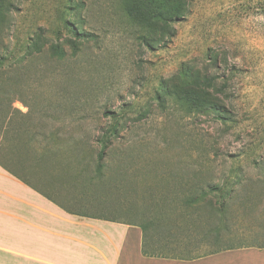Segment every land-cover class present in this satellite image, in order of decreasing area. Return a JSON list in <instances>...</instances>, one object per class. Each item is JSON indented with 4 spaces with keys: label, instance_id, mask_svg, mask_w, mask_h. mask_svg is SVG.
<instances>
[{
    "label": "rangeland",
    "instance_id": "obj_1",
    "mask_svg": "<svg viewBox=\"0 0 264 264\" xmlns=\"http://www.w3.org/2000/svg\"><path fill=\"white\" fill-rule=\"evenodd\" d=\"M180 1L0 0L17 123L68 151L73 212L162 256L259 248L264 0Z\"/></svg>",
    "mask_w": 264,
    "mask_h": 264
},
{
    "label": "crops",
    "instance_id": "obj_2",
    "mask_svg": "<svg viewBox=\"0 0 264 264\" xmlns=\"http://www.w3.org/2000/svg\"><path fill=\"white\" fill-rule=\"evenodd\" d=\"M40 137V156L0 142V264H264L257 247L144 256L140 226L69 209L65 168L74 163L67 164L65 148L49 145L47 133Z\"/></svg>",
    "mask_w": 264,
    "mask_h": 264
},
{
    "label": "trees",
    "instance_id": "obj_3",
    "mask_svg": "<svg viewBox=\"0 0 264 264\" xmlns=\"http://www.w3.org/2000/svg\"><path fill=\"white\" fill-rule=\"evenodd\" d=\"M171 2L175 5V18H179L181 14V8L183 3L180 0H171ZM184 2V1H183ZM0 31V52L2 55L0 56V142L1 144H9L10 147L14 150L24 151L26 154H36V156H40L41 144L40 142V134L37 131L33 130L31 127H28L24 122H20L19 124L17 117L19 119H26L27 114H23L14 107V103L16 102L14 93L12 90V82L13 75L11 72V66L9 64V54L5 52L8 51L7 46L5 45V41L2 39ZM75 37L85 38L84 36H80L77 33H73ZM80 36V37H79ZM51 52L54 56L64 57L65 52L60 49V47H52ZM27 125V126H26ZM42 140H45V137H42ZM108 138H104L101 140V144L105 146L108 142ZM50 149V148H49ZM51 150V149H50ZM44 150V147L42 149ZM51 153V151L49 152ZM103 153H100V159L102 160ZM218 191V187L212 189ZM224 208V207H223ZM99 220H106L103 218H97ZM117 222V221H111ZM129 224V223H128ZM135 225V224H133ZM139 226V225H138ZM143 231V244H142V254L144 256H159L157 249L153 247V244L149 241L147 237V229L144 226H140ZM264 248V245L259 247ZM234 248H229L225 250H231ZM218 252V251H216ZM215 252L209 253L213 254ZM162 256V255H160ZM176 258V257H174Z\"/></svg>",
    "mask_w": 264,
    "mask_h": 264
}]
</instances>
